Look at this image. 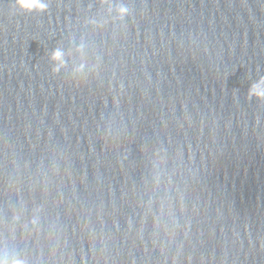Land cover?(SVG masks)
Here are the masks:
<instances>
[{"label":"water","instance_id":"95a60500","mask_svg":"<svg viewBox=\"0 0 264 264\" xmlns=\"http://www.w3.org/2000/svg\"><path fill=\"white\" fill-rule=\"evenodd\" d=\"M47 4L0 0V264H264V0Z\"/></svg>","mask_w":264,"mask_h":264},{"label":"clouds","instance_id":"9594fccd","mask_svg":"<svg viewBox=\"0 0 264 264\" xmlns=\"http://www.w3.org/2000/svg\"><path fill=\"white\" fill-rule=\"evenodd\" d=\"M16 7L19 11L32 13L44 12L47 10V0H15ZM48 61L51 64L52 70H59V65L63 60V49L54 47L48 54ZM259 71V70H257ZM254 88H259L260 91H254ZM249 99L264 100V77L254 79L250 82L248 92Z\"/></svg>","mask_w":264,"mask_h":264}]
</instances>
